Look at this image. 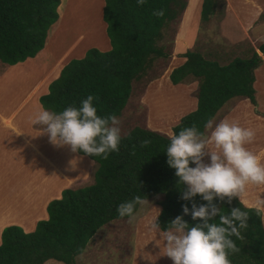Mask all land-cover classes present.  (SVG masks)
<instances>
[{
    "label": "trees",
    "instance_id": "1",
    "mask_svg": "<svg viewBox=\"0 0 264 264\" xmlns=\"http://www.w3.org/2000/svg\"><path fill=\"white\" fill-rule=\"evenodd\" d=\"M60 0H0V63L11 66L33 58L44 46L48 30L57 18ZM221 0H201L199 20L206 22L220 8ZM185 0H103L101 19L109 42L107 51L89 48L80 59H71L47 86V93L38 98L43 110L59 113L69 106L80 107L88 95L94 100L100 116H118L131 91L153 59L166 54L157 46L162 30L185 10ZM165 15L156 17L154 10ZM60 16V13H59ZM264 57V41L256 48ZM183 62L168 74L171 85L186 77L197 81L195 109L180 117L171 128V135L133 127L121 137L119 151L110 152L107 159L76 152L92 160L96 169L90 185L64 189L60 198L46 205V220L37 221L30 233L17 226L4 227L0 233V264H44L53 260L74 264L90 238L102 226L119 217L120 203L140 195L150 199L161 195L158 221L162 228L177 216L189 226L202 223L184 215L183 205L191 212L192 202L181 199L185 185L179 183L175 169L169 167L167 147L171 136L193 124L203 133L205 124L233 98H245L255 105L253 71L260 59L252 49L247 58H233L226 64L205 59L201 53L187 50ZM151 143L141 147V141ZM192 166V164H190ZM197 205L206 204L200 195ZM229 212L240 208L248 212V227L241 229L242 239L232 237L236 253H229L231 264H264V232L261 213L244 207L237 198L231 205L214 201ZM138 205L136 206V210ZM135 210V211H136Z\"/></svg>",
    "mask_w": 264,
    "mask_h": 264
},
{
    "label": "rangeland",
    "instance_id": "2",
    "mask_svg": "<svg viewBox=\"0 0 264 264\" xmlns=\"http://www.w3.org/2000/svg\"><path fill=\"white\" fill-rule=\"evenodd\" d=\"M186 5L189 6L185 18L194 20L191 30L187 25L190 24L187 21H182L185 15L183 13L174 21L168 22L162 30V39L157 42L162 51L166 54L165 58L158 57L153 59L150 66L144 71L141 77L132 82L131 91L124 106L123 110L118 116L120 120L121 137L128 133L133 127H139L144 130H149L160 135L170 136L171 128L178 123L180 117L184 116L191 108L192 101L196 95L197 81H194L190 77H186L180 84L171 85L168 82V74L170 70L180 63L182 57L181 54H174L175 52H184L187 50H193L201 53L205 59L215 60L219 64H226L233 57H248L251 52V47H256L257 44L264 41V25L260 24L256 28L257 36H250V39H242L238 42L229 41L222 35L219 20L222 8H219L217 12L212 15L208 21L203 22L199 20V5L201 0H185ZM223 0H221L220 7H222ZM103 0H60L57 7L58 18L56 22L50 26L48 30V46L45 49L48 51V58L45 61H35L28 63L24 68L35 67V62L38 64V68L45 74L46 70L51 66L54 59H59L60 64L65 65L71 59H77L73 57L80 56L82 58L85 52L89 48H95L99 51L109 48V42L105 35V25L101 19V10ZM60 13V16H59ZM254 28H250V32ZM260 31L262 33L260 34ZM181 33H187L191 35L190 43L183 49L176 51L177 45L182 40ZM236 34L238 31L236 30ZM249 36V35H248ZM257 36V37H256ZM254 37L255 39H252ZM184 41V39L182 40ZM46 43V44H47ZM50 43V45H49ZM45 44V43H44ZM103 52V51H102ZM50 53V56H49ZM1 68L5 66L0 63ZM31 66V67H29ZM56 68V67H55ZM17 70V71H16ZM59 67L55 69L54 73H57ZM14 75L11 74L8 78L13 81V85H31L38 78L37 70L32 72L29 76L24 69H15ZM55 75V74H54ZM18 77V78H14ZM27 78L26 80L23 78ZM29 77V78H28ZM14 78V79H13ZM1 81V80H0ZM254 97L257 100L255 107L246 104L244 99L234 98L226 102L214 115L212 120L214 121L213 127L216 123H219L223 118L233 115L232 109L240 105L241 103L250 109V112L254 116L264 118V110H260L258 106L264 107V65L260 64L254 71ZM17 93V94H16ZM6 92L0 90V111L2 113H9L14 107L15 103H8L10 100L5 99ZM13 101L23 97V92H13ZM11 95V96H12ZM178 100L181 102V110L177 112L174 109L173 102ZM32 103V100L28 103ZM160 104L164 105L163 107ZM258 104V106H257ZM40 105V104H39ZM159 105V107H158ZM184 108V109H183ZM42 109V108H41ZM157 110L159 114L157 116ZM185 110V111H184ZM170 113H169V112ZM184 111L183 113H181ZM174 112V113H173ZM172 113V115H171ZM31 114L26 110L20 112L17 117L16 123L22 133H28L26 121ZM242 115L237 116V120L243 127L253 129L251 123L242 125ZM244 123V122H243ZM9 131L0 128V152L5 153L8 150H15L18 147V141L15 137L9 135ZM210 129L204 128L203 133L210 135ZM264 133H256L255 139L246 145V147L255 152L259 157L261 156L262 162H264ZM86 162H91L92 165H88L86 177L80 182H75L71 189L77 187H85L90 185L93 180V173L96 169V165L84 158ZM210 163V156L204 157V163ZM91 166V167H90ZM90 167V168H89ZM192 167H195L192 164ZM14 184H16L14 182ZM255 185L249 184L246 187L243 196L248 199H252L248 186ZM251 187V186H250ZM253 187V186H252ZM257 191L261 190L260 186H256ZM256 193V200L259 199ZM161 199V195H157L153 198L146 199L145 203L138 205L135 211V219L129 220H113L105 224L102 228L98 229L95 234L88 241L84 251L75 257L74 264H168L169 261L173 263L171 259L168 261L164 258V253H160L163 244L161 243H146L141 241L136 243L134 239L136 236L132 235V229L139 226L146 231L145 237L149 235V229L147 227L148 221L154 216L157 210V202ZM243 199V198H242ZM257 205V202L254 203ZM141 236H144L142 234ZM140 235L137 239H140ZM144 238V239H146ZM160 247H159V246ZM44 264H60L53 260H48Z\"/></svg>",
    "mask_w": 264,
    "mask_h": 264
},
{
    "label": "clouds",
    "instance_id": "3",
    "mask_svg": "<svg viewBox=\"0 0 264 264\" xmlns=\"http://www.w3.org/2000/svg\"><path fill=\"white\" fill-rule=\"evenodd\" d=\"M137 3L143 6L145 0ZM152 14L163 17L165 12L160 9ZM98 99L88 95L80 107L69 106L59 113L42 109L31 123L42 125L56 146L69 145L73 152L107 159L110 152L119 151L121 122L115 115H98L94 106ZM213 124L212 119L205 124L210 135L200 132L194 124L180 130L171 136L166 150L169 167L176 170L179 183L186 186L181 199L192 202L191 212L187 204L182 206L184 215L191 214L193 220L202 221L189 226L183 216H177L162 228L159 212L148 221L149 231L159 235L164 255L173 264H231L229 253L239 251L232 237L242 239L240 230L248 227V212L231 208L226 213L214 201L231 205L233 198L243 195L247 185H264V162L246 147L255 139V131L228 119L214 127ZM150 143L145 139L140 146ZM205 156H210V163H204ZM197 195L207 203L197 205ZM145 202L140 195L134 196L120 203L117 213L121 218L135 219L136 206ZM257 210L264 211V200L257 201Z\"/></svg>",
    "mask_w": 264,
    "mask_h": 264
},
{
    "label": "crops",
    "instance_id": "4",
    "mask_svg": "<svg viewBox=\"0 0 264 264\" xmlns=\"http://www.w3.org/2000/svg\"><path fill=\"white\" fill-rule=\"evenodd\" d=\"M221 6L222 7L220 8H222V11L220 13L219 24L222 35L225 36L229 41L238 42L242 39H250L249 37L251 35H255L256 28L260 27V24L264 25V0H223ZM188 8L189 6H187L182 21L189 22L190 24L187 25V28L190 27L191 30L192 25H194V20L185 18ZM254 27L255 29L250 32L249 29ZM236 30L238 31V34H236ZM261 33L262 31H260V34ZM262 34L264 35V31ZM181 35L182 40L184 39V41L180 40L181 42L177 45L176 51H179L182 48L184 49L188 45V43H190V39H192L191 35H187V33H181ZM256 35L258 36L259 32H257ZM252 39L255 38L252 37ZM47 41L48 38L46 39L43 48L33 58H27L23 62L16 63L15 65L11 66L4 64L5 66H3V68H1L0 65V90L3 91V93L6 92L5 99L8 98L10 100L8 103H15L14 107L10 110L9 113L6 114L0 111V128L9 130L5 132H9V135L15 137L18 141V147L15 150L10 149L5 153L0 152V233L4 227L8 226H17L24 233L32 232L37 221L47 219L45 210L47 203L51 200L59 199L62 190L71 189V186H73L75 182L84 180L87 173L85 169H87L88 165H92L91 162H86V160L84 159L86 156H82L77 154L76 152H73L69 145L56 146L52 144L50 142L49 135L46 132H43V126L33 125L31 123V120L34 118V116L40 110H42L41 106L39 105L38 98L41 95H45L47 93L48 84L58 77L60 69L64 66L62 65L63 63L60 64L61 62L59 61V59H54L55 62L51 63V66L48 68V70L45 69V74L41 73L42 71L39 70L38 64L36 62L35 67L29 66L31 68H24L26 64L32 63L33 59L40 62L45 61L48 58V51L45 49V47L48 46ZM259 44H257L256 47H251V50L253 49L259 57L260 64L264 65V57L256 49ZM108 49H103L102 51L104 52ZM184 52H175L174 54H182ZM79 57H81V55L73 58L80 59ZM180 60L181 61L179 65L183 62V58H181ZM258 66L254 69V71L258 68ZM55 67H59L57 73H54L56 69ZM15 69H24L26 71H29V73H27L29 76L32 72H35L37 70L39 75L38 78L37 76L35 77L33 84H31L30 86H26L24 84H17L15 86L13 85V81H10L12 76L11 78H8L11 74L14 73L13 71ZM13 77L18 78L15 76ZM23 79L26 80L27 78L25 77ZM253 83L252 88L254 90L255 88L253 86ZM19 91L23 92V97L19 98L16 101H13V98H15L12 95L13 92ZM240 99H244L246 101V104L252 107H255L257 102L255 97V105L250 104V102L245 98ZM31 100L32 103L28 104ZM195 103L196 99L194 98L189 111H187L186 113H183L185 110L182 111V115L193 111L195 109ZM173 105L175 106L174 109L176 108L177 112L182 108L181 102H179L178 100H176L175 103L173 102ZM160 106L163 107L164 105L160 104ZM258 107L260 110H264V107ZM24 110L31 114V116L25 123L27 126L26 131H28V133H22V131L18 128V123H16L18 114ZM232 112V116L223 119L238 121L237 116L242 115V125L251 123L255 134H259V132L264 133V118L254 116L250 112V109L245 106V104L241 103L240 105L235 106L232 109ZM158 114L159 110H157V116ZM2 141L3 140H0V146ZM205 163L207 164L208 162ZM14 182L16 184H14ZM250 186H248L247 189L250 191L252 199H248L243 195L240 198H236L244 207L257 209V205H255L254 203L259 200H264V185H259L260 189L261 187L262 189L258 191L256 188V186L258 185ZM256 193H258L257 196L259 197V199L255 202ZM158 212L159 206L157 205V210L154 216H156ZM260 213L261 224L264 232V211H260ZM142 229L144 228H141L139 226V223L135 228L132 229L133 236H141L142 234H144V236H141L140 239H137L136 236V238L134 239L136 243H140L141 241H143L146 243L154 242L155 244L159 242L163 244V242L159 240V235H156L155 233L150 231L149 235L146 238V231L144 230L143 232ZM160 248V253H164L163 245ZM164 258L167 261L170 259L166 255H164ZM168 264L173 263L169 261Z\"/></svg>",
    "mask_w": 264,
    "mask_h": 264
}]
</instances>
